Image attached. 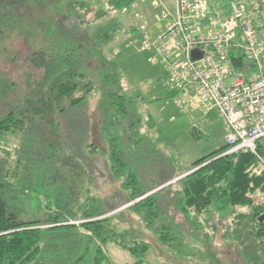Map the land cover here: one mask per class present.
Segmentation results:
<instances>
[{
    "label": "rangeland",
    "instance_id": "obj_1",
    "mask_svg": "<svg viewBox=\"0 0 264 264\" xmlns=\"http://www.w3.org/2000/svg\"><path fill=\"white\" fill-rule=\"evenodd\" d=\"M160 1L174 11V0ZM246 1L259 4L264 14V0ZM74 2H86L96 10L75 9ZM138 2L139 9L147 10L144 1ZM149 3L153 6V0ZM153 8L161 11V6ZM99 9H109L105 0H0V116L15 110L18 117H25V126L3 136L0 145L1 195L23 221H39V227L47 228L52 226L50 219L61 214L60 221L66 222L60 224L74 225L48 230L37 257L28 264H95L98 247L106 255L100 264H264L252 220L235 223L232 210L247 213V208L218 211L213 207L209 216L197 218L193 213L186 218L164 199L160 205L165 214L153 226L144 212L130 208L170 184L171 196L179 190L178 174L221 145L225 121L216 111L181 110L179 94L168 86L163 65L150 62L151 54L143 50L144 30H132L137 23L150 30L156 17L150 20L143 13V18L132 8L129 14L123 10L122 17L112 13L98 20ZM111 16L121 22L114 41L91 50L96 23L106 25ZM73 71L94 82L83 105L72 107L66 115L56 104L44 111L48 88ZM117 91L134 99L145 145L158 152L152 149L146 155L141 170L145 185L176 176L133 201L129 200L132 187L124 189L127 175L114 177L108 167L110 94ZM83 136L87 140H81ZM85 191L104 203L107 212L98 218L116 215L113 223L119 230L128 229V240L135 236L149 245L145 256L113 242L100 244L81 227L86 221L83 205L91 198ZM161 224L176 238L164 243L160 238L164 232L157 230Z\"/></svg>",
    "mask_w": 264,
    "mask_h": 264
},
{
    "label": "trees",
    "instance_id": "obj_2",
    "mask_svg": "<svg viewBox=\"0 0 264 264\" xmlns=\"http://www.w3.org/2000/svg\"><path fill=\"white\" fill-rule=\"evenodd\" d=\"M135 1L105 0L109 9H99L96 12L97 18L102 20L112 13L120 14L124 8L128 9L126 14H129ZM214 2L221 8L226 7L223 0H214ZM74 3L75 9L88 7L86 2ZM88 10L93 12L96 9L88 7ZM121 15L120 17L123 16ZM110 19L106 25H101V22L96 23L91 37L95 46L91 50L98 46L105 47L114 41V34L120 29L121 22L114 16ZM255 24L261 31L264 28V17H258ZM73 27L79 33L78 25L74 24ZM138 29H140L139 26L132 28L133 31ZM233 61L240 73H244L246 67L252 66L239 53L233 56ZM101 62L108 64L105 60ZM93 89L94 82L88 79L86 74L81 71H73L64 79L55 80L48 88V96H44V102L48 107L44 106V111L56 104L60 107V112L66 115L65 112H68L72 107L83 105ZM110 107L112 113L107 130H112V133L109 134L108 167L114 177L127 175L124 189L132 187L133 191L129 193V200L133 201L176 176L155 179L145 185V177L141 176L144 171L141 172V170H144L145 159L151 150H154V147L145 145L144 137L140 133L141 120L134 107V99L123 92H113L110 94ZM19 117L15 110L0 116V145L5 140L3 136L18 132L22 129L21 124L25 126L24 115ZM86 137L83 136L81 140H87ZM77 147L79 146L77 145ZM226 150V146L220 145L212 153L195 160L192 167L181 174L195 168L198 169L179 179L180 189L174 191L172 196L170 194L173 188L170 184L169 188L164 187L148 195L131 205L130 208H134L137 212H144L145 220L152 226L165 214L160 205L164 199H166V203L173 202L186 218H189L193 213L194 217L208 214L209 209L213 207L218 211L230 210L234 207L247 208V213H235V210H232V213L237 217L235 223L241 224L246 218L251 219L253 235L264 252V202L259 200L260 196L264 195V166L258 157L264 159V137L257 142V154L238 151L222 155ZM154 151L158 155V152ZM181 174L178 175L181 176ZM1 185L0 264H28L32 262L37 257L40 243L48 230L61 226H74L60 224L66 222V220L60 221L61 214L52 217L50 219L52 226L47 228L39 227L42 225L39 221L27 222L19 219L18 212L9 208L2 197L1 191L4 190V186ZM84 193L87 198H91L83 205L82 219L86 221L81 222V227L100 241V244L113 242L141 257L148 253L150 247L147 243L136 239L135 236L132 237V240H128L131 237L128 229L119 230L117 228V225L113 223L116 215L98 218L107 212L104 209V203L100 197L89 196L90 194H87L86 191ZM167 227L163 224L157 227V230L164 232L160 236L164 243L176 238ZM104 256H106L104 250L102 247H98L95 264H100ZM140 262L142 261L140 260Z\"/></svg>",
    "mask_w": 264,
    "mask_h": 264
},
{
    "label": "built area",
    "instance_id": "obj_3",
    "mask_svg": "<svg viewBox=\"0 0 264 264\" xmlns=\"http://www.w3.org/2000/svg\"><path fill=\"white\" fill-rule=\"evenodd\" d=\"M260 15V5L246 0H229L222 8L214 0H174L173 12L164 7L156 16L155 36L142 26L143 50L151 54L150 62L163 65L181 110L216 111L224 118L222 155L257 154L264 137V28L255 24ZM238 53L252 65L244 73L234 65Z\"/></svg>",
    "mask_w": 264,
    "mask_h": 264
},
{
    "label": "crops",
    "instance_id": "obj_4",
    "mask_svg": "<svg viewBox=\"0 0 264 264\" xmlns=\"http://www.w3.org/2000/svg\"><path fill=\"white\" fill-rule=\"evenodd\" d=\"M138 1H141V0H136L135 2H134V4H133V6H132V8L133 9H135V10H139L140 12L138 13V12H136V14H141V16L144 18V15H143V13H146V16L150 19V20H152V17H156L157 15H158V11H153V10H151L150 8H153V6L149 3V0H145L143 3H145V5H147V10H145V9H143V10H141V9H139V7H140V5H139V3L141 4V2H138ZM153 2L154 3H158L159 5L158 6H161V9H163L164 7H165V5H164V3L163 2H161L160 0H153ZM135 3H137L138 5L137 6H135ZM150 7V8H149ZM159 8V7H158ZM158 8H153V9H158ZM148 9H149V11H150V13L148 14ZM264 12V11H263ZM261 15L264 17V14L263 13H261ZM142 24V23H141ZM136 26H139V28H140V30H144V28L142 27V25H140V24H136ZM145 28H148L146 25L144 26ZM150 32H151V34H157V29H155V27H151V29L149 30ZM261 36H262V40H261V43H260V47L263 49V53H264V35L263 34H261ZM206 114V113H205ZM208 114H210V112L208 113ZM221 145H223V141H222V143H221ZM210 154V153H209Z\"/></svg>",
    "mask_w": 264,
    "mask_h": 264
},
{
    "label": "water",
    "instance_id": "obj_5",
    "mask_svg": "<svg viewBox=\"0 0 264 264\" xmlns=\"http://www.w3.org/2000/svg\"><path fill=\"white\" fill-rule=\"evenodd\" d=\"M194 57H195V58L198 57V53H197V52H194ZM196 169H198V168H195V169H193V170H190V171H188V172L182 174L181 176H179V178H182V177H184V176H186V175H188V174L194 172Z\"/></svg>",
    "mask_w": 264,
    "mask_h": 264
}]
</instances>
